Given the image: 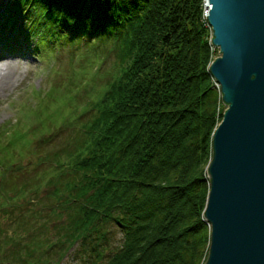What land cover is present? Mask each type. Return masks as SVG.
<instances>
[{
    "label": "trees",
    "instance_id": "16d2710c",
    "mask_svg": "<svg viewBox=\"0 0 264 264\" xmlns=\"http://www.w3.org/2000/svg\"><path fill=\"white\" fill-rule=\"evenodd\" d=\"M202 4L11 0L0 20L6 44L8 27L40 60L70 47L77 51L78 71L90 77L105 74L102 58L86 70L79 51L100 49L115 61L97 94L80 112L74 107L75 119L88 108L93 116L74 132L81 135L73 148L38 161L54 165L47 173L49 189L27 202L25 211H36L29 220L21 221L18 206L19 229H0V264H61L72 249L78 264H201L207 258V166L225 108L208 71L211 29ZM62 169L73 180L63 181ZM39 189V183L22 185L19 196L40 197ZM10 197H0L2 209L11 206ZM3 213L17 218L13 209ZM112 227L122 238L107 252Z\"/></svg>",
    "mask_w": 264,
    "mask_h": 264
},
{
    "label": "water",
    "instance_id": "95a60500",
    "mask_svg": "<svg viewBox=\"0 0 264 264\" xmlns=\"http://www.w3.org/2000/svg\"><path fill=\"white\" fill-rule=\"evenodd\" d=\"M205 1L225 107L207 166L206 264H264V0Z\"/></svg>",
    "mask_w": 264,
    "mask_h": 264
},
{
    "label": "rangeland",
    "instance_id": "374dc122",
    "mask_svg": "<svg viewBox=\"0 0 264 264\" xmlns=\"http://www.w3.org/2000/svg\"><path fill=\"white\" fill-rule=\"evenodd\" d=\"M10 4L11 0H0V15H2L0 18L10 10ZM207 27L210 28L208 24ZM5 33L7 34L8 30ZM5 50V45L1 46L0 67L3 63H10L13 69L16 66L17 74L9 84V91L6 89L5 92L0 93V176L3 175V178H0V197L13 196L10 197V199L14 198L11 206L7 205L4 209L7 211L13 209V215L17 217L7 218L0 205V229H6V233L10 234L11 230L15 231L19 221L18 206H21L20 217L23 219L21 221L29 220L32 213L36 211L32 210L35 206H31V212H26L27 202L30 198H44L45 192L49 189L45 184L48 179L47 173L54 165L38 161L50 152L73 148L75 138L81 135L80 133L79 135L74 134V132L83 131V124L91 119L93 112L88 108L80 120L75 119L72 113L76 115L80 112L83 106L97 94L99 87L109 79L107 74L112 72L115 56L109 53L104 58L100 49H87L83 55L84 49L79 51L78 58L84 60L83 68L86 70L102 58L100 71L105 74L99 77L98 74L95 75L94 70L95 74L90 77L89 74L84 75L78 71L79 68L75 61L77 51L72 52L67 46L63 47L59 54V49L51 52L45 62L33 59L29 50L24 57L11 56L15 50L9 51L7 55ZM216 57L218 54L213 52L212 59ZM73 76L76 77L73 81L77 83L69 85L70 77ZM97 76L98 78L95 79ZM78 79L89 82L84 84L83 80ZM76 106L78 112L74 109ZM6 161L12 163L8 169ZM62 170L64 177L61 176V179L63 181L73 180L69 170ZM43 172H45L43 177L34 178ZM37 179L40 181L37 182ZM30 183H39L38 196L40 197L19 196L20 187L29 186ZM12 185L17 188H12ZM1 202L3 201L0 198ZM11 219L15 221L11 222ZM111 232L114 233V237L110 242L111 248L107 252L114 250L122 238L119 228L112 227ZM3 235L1 233L0 237ZM73 251L72 249L68 252L61 264H78L72 258Z\"/></svg>",
    "mask_w": 264,
    "mask_h": 264
},
{
    "label": "bare ground",
    "instance_id": "6f19581e",
    "mask_svg": "<svg viewBox=\"0 0 264 264\" xmlns=\"http://www.w3.org/2000/svg\"><path fill=\"white\" fill-rule=\"evenodd\" d=\"M25 63H26V61H25ZM1 66L2 67H0V93H3V92H5L6 89L8 90L9 84L11 83L12 78H15V76H17V74H16V70H15L16 66H15V69H13V67L10 65V63H3Z\"/></svg>",
    "mask_w": 264,
    "mask_h": 264
},
{
    "label": "built area",
    "instance_id": "2783aa9c",
    "mask_svg": "<svg viewBox=\"0 0 264 264\" xmlns=\"http://www.w3.org/2000/svg\"><path fill=\"white\" fill-rule=\"evenodd\" d=\"M202 8H203V19L206 20V13H207V10H206V1H205V0L203 1ZM210 50H211V52L213 53V52L216 51V48L213 47V46L210 44Z\"/></svg>",
    "mask_w": 264,
    "mask_h": 264
},
{
    "label": "clouds",
    "instance_id": "9594fccd",
    "mask_svg": "<svg viewBox=\"0 0 264 264\" xmlns=\"http://www.w3.org/2000/svg\"><path fill=\"white\" fill-rule=\"evenodd\" d=\"M206 257H205V259L201 262V264H206Z\"/></svg>",
    "mask_w": 264,
    "mask_h": 264
}]
</instances>
